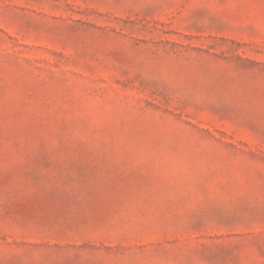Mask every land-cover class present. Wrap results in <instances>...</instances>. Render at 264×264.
Wrapping results in <instances>:
<instances>
[{
	"label": "rangeland",
	"instance_id": "rangeland-1",
	"mask_svg": "<svg viewBox=\"0 0 264 264\" xmlns=\"http://www.w3.org/2000/svg\"><path fill=\"white\" fill-rule=\"evenodd\" d=\"M0 264H264V0H0Z\"/></svg>",
	"mask_w": 264,
	"mask_h": 264
}]
</instances>
